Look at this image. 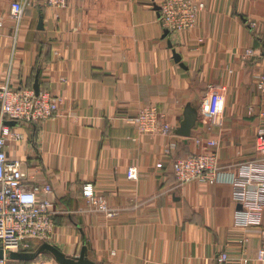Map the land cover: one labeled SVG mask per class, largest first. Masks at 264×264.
<instances>
[{
  "label": "crops",
  "instance_id": "obj_1",
  "mask_svg": "<svg viewBox=\"0 0 264 264\" xmlns=\"http://www.w3.org/2000/svg\"><path fill=\"white\" fill-rule=\"evenodd\" d=\"M13 1L0 0V85L32 83L39 62L40 91L61 99L57 117L13 125L25 139L8 149L28 173L38 170V184L53 186L60 213L49 243L71 256L86 246L102 264H264L259 229L234 225L232 186L175 188L173 171L177 159L212 150L209 140L218 141L222 165L256 154L264 131V93L254 79L264 72V0H194L205 4L194 29L175 36L161 24V0H67L63 9L31 0L15 40ZM212 86L222 89L208 111ZM151 105L173 126L169 135L132 122ZM188 109L197 119L182 136ZM86 184L115 216L89 203ZM10 264L58 263L40 255Z\"/></svg>",
  "mask_w": 264,
  "mask_h": 264
},
{
  "label": "built area",
  "instance_id": "obj_2",
  "mask_svg": "<svg viewBox=\"0 0 264 264\" xmlns=\"http://www.w3.org/2000/svg\"><path fill=\"white\" fill-rule=\"evenodd\" d=\"M30 1L12 2L11 15L16 21L14 40L18 36L25 7ZM46 3L63 9L67 0H46ZM204 7V3L194 0H161V24L169 30L170 36L189 31L194 29L199 12ZM2 25L3 20L0 18V27ZM251 25L256 26V23ZM247 53L255 54L253 49L247 50ZM254 79L257 89L264 93V72L256 73ZM221 89V86L211 87L204 107L207 108L209 101L212 104ZM60 103V97L50 91H40L36 95L33 88L24 85L11 87L9 80L0 85V246L5 251L0 264H10L8 253L11 251H30L36 244L49 242L54 236L56 216L60 213L49 197L54 191L52 184H38V170L28 173L24 160L9 154L12 143H22L25 135L8 125L7 121L30 125L53 119L59 115ZM132 122L143 132L169 135L173 129L165 114L152 105L142 107ZM197 142L201 143L200 140ZM207 144L213 149L189 153L174 162L175 188L194 181L211 185L229 183L234 200L241 206L235 212L234 225L242 229H259L264 236V131H260L256 138V154L239 163L222 165L218 141L209 140ZM127 174L135 179L136 169L130 167ZM83 192L89 203L107 217L117 214L103 197L95 194L91 184L84 185ZM244 240L247 241V238ZM227 258L225 253L220 256L221 261ZM257 260L264 262V242L257 252Z\"/></svg>",
  "mask_w": 264,
  "mask_h": 264
},
{
  "label": "water",
  "instance_id": "obj_3",
  "mask_svg": "<svg viewBox=\"0 0 264 264\" xmlns=\"http://www.w3.org/2000/svg\"><path fill=\"white\" fill-rule=\"evenodd\" d=\"M43 22L41 21L40 25L42 27ZM166 35H169V30L165 29ZM169 45L173 47L172 42L170 41ZM174 57L176 61L181 62L182 56L174 49ZM40 71H38L35 82H34V91L36 95L40 93V82H39ZM197 119L196 113L192 109H188L185 114V118L182 121L179 129V134L182 136H190L191 129L195 125ZM7 124L10 126L16 125L15 121H7ZM241 208V206H239ZM88 249L84 246L81 249L79 255L71 256L66 254L64 251L56 247L55 245L45 241L42 242L35 250L33 251H11L8 253V258L10 260L17 261H33L43 253H48L52 255L55 261L58 264H102L88 257ZM5 256V251L2 246H0V259H3Z\"/></svg>",
  "mask_w": 264,
  "mask_h": 264
},
{
  "label": "trees",
  "instance_id": "obj_4",
  "mask_svg": "<svg viewBox=\"0 0 264 264\" xmlns=\"http://www.w3.org/2000/svg\"><path fill=\"white\" fill-rule=\"evenodd\" d=\"M35 68H36V71L34 73L33 82L30 83L29 81H27V83L24 85L25 87H28V88H33L34 87V82H35L36 75H37L38 71H41V69L39 67V62H38V64H36ZM41 255H46V256L48 255V256L52 257V255H50L48 253H43Z\"/></svg>",
  "mask_w": 264,
  "mask_h": 264
}]
</instances>
